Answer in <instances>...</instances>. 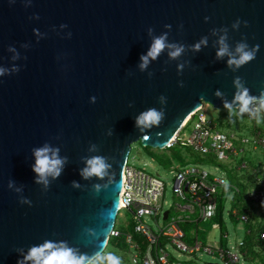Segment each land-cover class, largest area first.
<instances>
[{
	"label": "water",
	"instance_id": "1",
	"mask_svg": "<svg viewBox=\"0 0 264 264\" xmlns=\"http://www.w3.org/2000/svg\"><path fill=\"white\" fill-rule=\"evenodd\" d=\"M33 13L40 16L38 21L29 20ZM237 18L242 23L234 31L231 24ZM62 23L71 39L52 31ZM165 24L172 26L170 41L192 44L224 26L230 44L246 37L260 50L254 61L233 73L223 61H215V37H210L207 48L182 57L190 61L182 75H177V62L165 63L162 55L150 66L149 78L136 64L149 44L147 29L159 35ZM33 28L46 32V38L37 43ZM24 42L31 47L20 48ZM9 45L27 59L16 62L22 65L18 73L0 79V264H16V248L53 236L91 254L102 241L106 247L109 243L134 143L164 148L204 103L223 107L216 89L231 100L236 75L251 94L259 95L264 87V0H33L28 8L22 0H0V64L5 66L10 63ZM161 94L167 97L165 118L138 132L133 117L148 107L159 108ZM90 96L97 97L96 103H89ZM109 129L111 136L106 135ZM45 141L59 145L69 157L47 192L33 182L30 168L31 149ZM90 143L109 157L112 175L80 181L82 188L74 189L71 181L80 180V157L88 155ZM9 179L24 185L31 207L21 205L7 188Z\"/></svg>",
	"mask_w": 264,
	"mask_h": 264
},
{
	"label": "built area",
	"instance_id": "2",
	"mask_svg": "<svg viewBox=\"0 0 264 264\" xmlns=\"http://www.w3.org/2000/svg\"><path fill=\"white\" fill-rule=\"evenodd\" d=\"M209 107L210 104L204 103L162 148H185L202 160L201 163L170 167L173 174L171 190L177 202L172 204L167 201L169 184L161 176L134 168L129 162L126 165L121 192L122 207L118 216H122V211L126 210L130 215V224L126 226H132V230L120 231L116 221L110 239L124 237L131 264H210L201 259L203 255L217 258L218 262L214 264H245L250 255L245 250L244 240L230 249L227 242L226 246H223V242L211 245L199 238L200 223L210 221L213 228L221 229L215 218L222 197H226V206L229 205L226 215H232L250 228L257 229L258 241L264 244V229H260L264 225V164L260 170L261 158L247 160L250 153L264 156V122L258 124L259 119L264 118V110L255 117L248 114L241 116L252 122L250 130L247 125L239 130H229V122L210 117ZM189 127L191 133L187 136ZM153 160L157 161L155 158ZM205 166L216 169L222 175ZM222 167L235 170L241 178L248 177L241 180L248 186L246 200L249 207L244 212L240 211V203L235 201V193H240V189L230 182ZM256 206L259 207L258 211L254 209ZM166 212L167 218L164 217ZM249 229L246 234L251 233ZM222 237L228 240L229 235L223 232ZM108 246L109 243L105 250ZM259 248L255 251L262 254L264 260V249Z\"/></svg>",
	"mask_w": 264,
	"mask_h": 264
},
{
	"label": "clouds",
	"instance_id": "3",
	"mask_svg": "<svg viewBox=\"0 0 264 264\" xmlns=\"http://www.w3.org/2000/svg\"><path fill=\"white\" fill-rule=\"evenodd\" d=\"M10 4H15L16 0H9ZM25 8L31 7L33 0H22ZM40 16L33 13L29 20H39ZM205 22L209 17H204ZM242 21L237 18L232 24V30H239ZM247 26V21H243ZM164 29L159 35L155 34L152 27L147 29L149 37V44L147 49L140 54L137 69L142 73H147L151 78L153 73L149 71L150 66L160 59L162 55L167 57L168 61H176L177 75H182L185 67L190 66V61L182 60L188 52L199 53L202 49L209 46L210 37H215L212 40V48L215 50V61H223L226 67L233 73L238 72L242 67L254 61L260 50L259 44L250 45L246 37L236 41L235 44L229 43V29L221 26L219 28H212L209 35L201 36L199 40L192 44H185L178 41L169 40V32L172 26L165 24ZM183 27L182 25L180 26ZM68 28L67 24H60L52 26V31L60 35L62 39H71L72 32L64 30ZM33 35L36 42L39 43L41 39L46 38L47 33L41 32L38 28H33ZM63 33V35H61ZM30 42L20 44V48L29 49ZM10 53L9 65L0 64V79L18 73L22 65L16 63L20 60H26V56H22L21 52L14 45H9L6 49ZM59 59V57H57ZM167 68H162L161 71H166ZM178 86L183 87L184 82L178 80ZM233 87L235 89L231 100L227 99L225 94L216 89L215 97L222 100L223 108L227 110L228 117H238L248 114L251 117L257 116L264 110V87L260 89L259 95L251 94L250 89L246 86L245 81L238 75L233 77ZM97 97L90 96L89 103H96ZM157 102L160 105L157 107H148L138 112L134 117V128L143 133L154 126H158L166 116L167 97L163 94L157 97ZM129 107L132 104L129 103ZM106 135H113L112 129H109ZM59 139V137H57ZM99 146L95 143H90L87 148L88 155L80 157L82 167L78 168V175L80 180L71 181V186L74 189H81L80 181H90L93 178L103 180L106 176L112 175L110 169L112 164L107 156L98 154ZM32 162L30 168L34 174L33 182L39 185L42 191L47 192L52 182L56 181L63 174L66 166L69 163V157L61 154V147L53 144L50 141H45L39 146L31 149ZM95 189H99V185H93ZM7 188L18 195L19 203L21 205H28L31 207L32 201L23 195L24 185H17L15 180L9 179ZM264 203V202H262ZM109 215L111 213L109 212ZM106 240L99 244V250L89 254L82 251L79 246L71 244L68 240L62 238H44L38 243L28 245L27 247H19L15 249L17 253L16 264H122L121 257L113 251H106Z\"/></svg>",
	"mask_w": 264,
	"mask_h": 264
},
{
	"label": "rangeland",
	"instance_id": "4",
	"mask_svg": "<svg viewBox=\"0 0 264 264\" xmlns=\"http://www.w3.org/2000/svg\"><path fill=\"white\" fill-rule=\"evenodd\" d=\"M208 113L211 118H220L224 122H229L230 128L229 130H239L242 126H249V130L251 129L252 122L246 120L245 118L238 117H228V112L223 107L221 109L213 108L212 106L208 108ZM191 133V127L186 130L187 136ZM179 148V147H178ZM175 149L166 150L159 148H152L142 145V142H137L132 145V150L129 156V165L133 166L137 169H145L147 172L161 176L165 183L169 184L167 188V201L169 203L174 204L178 201V199L174 196L171 186L173 184V174L170 173V167H177L181 164H192L195 162L196 158H200L199 156L191 153L188 149H178V152H173ZM155 158L157 161L153 160ZM262 159L260 170H262V165L264 164V156L260 157L259 153H250L247 156V160L250 159ZM264 166V165H263ZM206 169L222 175L221 172L216 169L209 168L205 166ZM242 173V172H241ZM246 173H249L246 171ZM239 174V173H238ZM243 174V173H242ZM240 174V175H242ZM229 208V205H227ZM255 211L259 210V207L254 208ZM174 212L172 211V214ZM253 218H256L255 214H252ZM130 215L126 212V210L122 211V216H118L116 227L122 232H128L132 230V226H126L127 223L130 224ZM225 227L224 229H215L212 226V222L200 223L198 225L199 238L202 242L217 245L221 242H227L230 249H233L234 246L238 245L246 235L247 230L249 229V225L242 221H236L231 219L228 215H225ZM228 233V240H224L222 237V233ZM260 249V248H259ZM258 249V250H259ZM106 251H113L117 255L121 257L122 264H131L129 262V256L124 252L120 247L109 245ZM201 259L210 264H214L218 262L217 258H213L210 255H203ZM250 259V258H249ZM251 258L249 261H245V264H261V260Z\"/></svg>",
	"mask_w": 264,
	"mask_h": 264
},
{
	"label": "trees",
	"instance_id": "5",
	"mask_svg": "<svg viewBox=\"0 0 264 264\" xmlns=\"http://www.w3.org/2000/svg\"><path fill=\"white\" fill-rule=\"evenodd\" d=\"M262 122H264V118L259 119L258 124H262ZM173 149H175L173 152H178V148H173ZM204 161L206 162V160H204ZM210 161L213 162L212 159H210ZM195 162L201 163L202 160H201V158H196ZM222 168L227 172V175H228L230 182L235 187H238L240 189V193H237V192L235 193V201L240 203V211L244 212L249 207V202L246 200V193L248 190V186L245 184V182H241V180L242 179L246 180V178H248V177L244 176L245 178H241V177H239L238 172H236L235 170H228L225 167H222ZM226 211H227L226 197H222V199L219 202L217 217L215 218V221L220 223L221 229H224V227L226 225V223H225ZM262 216L264 217V211H263ZM229 217L233 220L238 221L232 215H229ZM262 228L264 229V225L262 227H260V229H262ZM249 230H251V233L246 234L245 237L243 238L244 243H245V250L247 251V253L249 255L259 257L261 254L256 252L255 249L257 247L264 249V244L262 242L258 241V237H257V231L258 230L257 229L255 230L252 227ZM110 244L117 246V247H120L124 252H126L128 249V246H127L126 242L124 241L123 236L121 238H111L109 241V245ZM223 246H226V243H223Z\"/></svg>",
	"mask_w": 264,
	"mask_h": 264
},
{
	"label": "crops",
	"instance_id": "6",
	"mask_svg": "<svg viewBox=\"0 0 264 264\" xmlns=\"http://www.w3.org/2000/svg\"><path fill=\"white\" fill-rule=\"evenodd\" d=\"M223 243H226V242H223ZM251 258H253L251 261H253V260L255 259L256 262H257L258 260H261V264L264 263L263 255H262V254H261L259 257L253 256V255L251 256V255H250V259H251ZM250 259H249V260H250ZM249 260H248V261H249ZM246 261H247V260H246Z\"/></svg>",
	"mask_w": 264,
	"mask_h": 264
},
{
	"label": "bare ground",
	"instance_id": "7",
	"mask_svg": "<svg viewBox=\"0 0 264 264\" xmlns=\"http://www.w3.org/2000/svg\"><path fill=\"white\" fill-rule=\"evenodd\" d=\"M189 119H190V116H188V117L185 119L184 123H186ZM121 207H122V204H121Z\"/></svg>",
	"mask_w": 264,
	"mask_h": 264
}]
</instances>
